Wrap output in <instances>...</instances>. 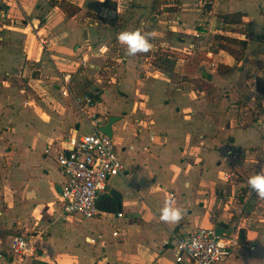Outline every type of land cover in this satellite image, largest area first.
Here are the masks:
<instances>
[{
    "label": "crops",
    "instance_id": "0c3cea01",
    "mask_svg": "<svg viewBox=\"0 0 264 264\" xmlns=\"http://www.w3.org/2000/svg\"><path fill=\"white\" fill-rule=\"evenodd\" d=\"M63 2L78 11L69 15ZM237 11L246 14L242 23L220 17ZM138 28L151 34L152 50L128 56L117 34ZM219 34L244 42L248 73H255L246 82H264V0H0V80L40 83L37 96L16 82L0 91V264H172L174 249L164 247L172 235L217 224L234 232L240 212L254 222H241L239 243L221 264H264V199L247 183L264 164V111L246 124L234 118L237 108L227 111L229 76L219 67L241 59L203 47ZM201 48L207 59L193 60ZM77 72L79 97L93 96L94 105L82 111L78 103L75 115L66 105L72 94L52 108L51 84L57 89ZM93 112L103 124L120 116L112 138L126 173L109 179L100 214L78 218L83 230L62 214L65 176L56 156L63 138L90 131ZM111 189L121 201L112 228L118 199ZM169 199L183 211L179 223L159 219ZM17 235L28 239V255L9 250Z\"/></svg>",
    "mask_w": 264,
    "mask_h": 264
},
{
    "label": "built area",
    "instance_id": "2783aa9c",
    "mask_svg": "<svg viewBox=\"0 0 264 264\" xmlns=\"http://www.w3.org/2000/svg\"><path fill=\"white\" fill-rule=\"evenodd\" d=\"M192 47L193 44L190 45ZM107 49L105 44L98 47L102 53ZM87 56L82 58L83 65L88 63ZM70 76L67 73L63 78L67 81ZM78 103H84V106L79 107L83 111L95 102L93 96L85 94L84 99L78 98ZM103 122L104 119L93 112L89 119V132L75 133L60 141L56 157L65 181L59 197L62 214L66 218L96 217L101 213L98 199L108 189L109 179L126 173V166L113 138L99 130ZM49 149L48 143L45 151ZM121 215L118 212V216ZM242 221L251 225L254 217L240 212L237 229L230 235H218L215 226H201L192 232L172 235L165 241L164 247L171 245L174 249L172 264H221L239 243ZM9 250L24 256L29 254L31 247L25 235H17L13 237Z\"/></svg>",
    "mask_w": 264,
    "mask_h": 264
},
{
    "label": "rangeland",
    "instance_id": "374dc122",
    "mask_svg": "<svg viewBox=\"0 0 264 264\" xmlns=\"http://www.w3.org/2000/svg\"><path fill=\"white\" fill-rule=\"evenodd\" d=\"M227 30H228V32L229 31L231 32L232 30H243V28H239V27L238 28L237 27L230 28L229 27ZM246 30H248L247 27H246ZM220 36H222V34L209 36L208 40L204 42L203 47H204V45H207V47L217 50L218 47L222 48L220 46L221 44L226 45L235 51L234 54H232V55H234L235 58L241 59V61H240L241 67L240 66H235L233 68H226L225 66L219 67V69L221 70V72L223 74H225V75L228 74L227 76H229V78L227 79L228 85L224 87V88H227L226 92H228V94L225 95L226 97H228L227 105H226L227 111L228 112L231 111L233 113L234 108H237L238 109V115L236 116V114H235L234 118H238L240 121H243V123H245V124L249 123L251 121L257 122L258 119L260 118L259 113L264 111V82H262L261 80H258L256 83L253 81H252V83L246 82L247 79H250L251 77L255 76L254 72L252 74L248 73V69H249L247 66L248 57L246 56V54L249 55V53H246V51H245L246 48L244 47V45L242 43L236 44V43H233L230 41H226V40L221 39ZM226 36H228V35H226ZM198 45L202 46L199 43L196 45V47ZM222 49H224V48H222ZM224 50H226V52L230 53V51H228L227 49H224ZM195 51H197L198 53H197V55L194 56L193 60L196 61L198 59H207L204 48H201L200 50H195ZM213 59H211V60H213ZM106 60H108V58ZM108 62L110 65L113 63V61L111 59H109ZM217 62H219V61L217 60ZM50 64H51V70H52L50 72V74L55 73V70H56L55 67L52 65V63H50ZM41 65L42 64H37V65L35 64V65H33V67L36 69L37 67H41ZM211 65H212L211 67H214L213 63H211ZM169 66L171 67V66H173V64L170 63ZM37 72H39V71L37 70ZM0 74L5 75L4 71ZM101 75H103V76L106 75L104 70L101 71ZM14 77H15V75L9 76V79L6 82L3 80H0V91H3L7 87H12L14 82L17 83V81L14 80ZM197 79H199V78H197ZM77 80H78V72L76 73V77H74V75L72 74L67 81H65L64 78H61V80H60L61 83L58 84L57 89L55 88L54 84H51V88L49 90L50 92L48 94L46 93V96L50 95V104H51L52 108H56V110H57L58 107L60 105H62V103L64 101L62 99L67 95L72 96V94H73L72 99L66 100V102H67L66 105H68V107L76 113L75 115H78V98H81V97H79V95H78V81ZM236 80L238 82L237 85H239L237 87L235 86L236 84H234V83H236ZM198 81L200 82V79ZM198 81H197L196 86L200 87L201 85ZM26 83L27 82H25V83L18 82L14 86L15 87L22 86L23 88L20 89L21 91L26 90L25 88L30 86L28 88H30L32 91H34V93L36 92L35 96H37V94H38L37 91L40 90L38 88L39 87L38 85L40 83L39 82H38V84L37 83L26 84ZM208 89H209V87H208ZM86 92L88 93L90 91H88V90L82 91V93H86ZM230 92L232 93V97H230L231 95H229ZM38 97H39V99H41V97H43V95L38 96ZM83 99H84V97H83ZM233 104H236V106H234ZM256 116L258 118H256ZM212 118H214V116H212ZM86 128H87V126L84 122V124L82 125V129L85 130ZM258 166H260V168H262V167L264 168V164L258 165ZM256 169H255V171H256ZM243 171H245V170H243ZM233 176H235V178H238L237 174H234ZM238 198L239 199H237V201H239V203L241 204L243 200H242V198H240V196ZM115 205H116V207L113 210L114 217L109 218L107 221V225L111 228L114 226L116 227L119 224V222L115 218V215H116L117 210H118V202L117 201H116ZM249 213L246 212L245 215H248ZM82 220L78 219V218H73V221L71 223L72 224L71 227H77V228L81 227L84 230V228H86L87 225L85 223H82Z\"/></svg>",
    "mask_w": 264,
    "mask_h": 264
},
{
    "label": "clouds",
    "instance_id": "9594fccd",
    "mask_svg": "<svg viewBox=\"0 0 264 264\" xmlns=\"http://www.w3.org/2000/svg\"><path fill=\"white\" fill-rule=\"evenodd\" d=\"M150 37V33L144 34L142 29L139 28L132 31L124 30L117 34V40L122 46H125L126 55L128 56L149 53L153 47ZM254 163H257V161ZM247 183L260 199H264V168L257 171L255 175L250 176ZM185 187H190V185L186 184ZM159 219L164 223H179L183 219V211L173 206V201L169 199L165 201Z\"/></svg>",
    "mask_w": 264,
    "mask_h": 264
},
{
    "label": "trees",
    "instance_id": "16d2710c",
    "mask_svg": "<svg viewBox=\"0 0 264 264\" xmlns=\"http://www.w3.org/2000/svg\"><path fill=\"white\" fill-rule=\"evenodd\" d=\"M61 8L65 9L69 15H73L74 13H76L78 11V7L77 6H70L69 3H60L59 4ZM246 14L244 12L241 11H237V12H232V13H225V14H220V17L223 19L224 22H228V23H242L243 22V16H245ZM221 39L226 40V41H230L236 44H240L242 43L244 45V42L238 38L232 37V36H226V35H222L220 36ZM222 48L227 49L228 51H230L231 54H234V50L232 48H230L229 46L226 45H220Z\"/></svg>",
    "mask_w": 264,
    "mask_h": 264
},
{
    "label": "water",
    "instance_id": "95a60500",
    "mask_svg": "<svg viewBox=\"0 0 264 264\" xmlns=\"http://www.w3.org/2000/svg\"><path fill=\"white\" fill-rule=\"evenodd\" d=\"M120 119V116L110 115L108 121L105 124L99 126V130L112 137V124ZM111 194L118 199V210H121L120 194L115 189H111ZM215 231L218 235H230L233 232V227L229 228L222 224L215 225Z\"/></svg>",
    "mask_w": 264,
    "mask_h": 264
}]
</instances>
